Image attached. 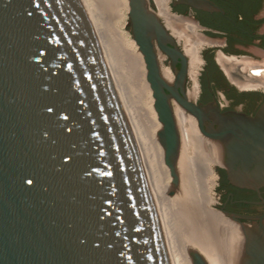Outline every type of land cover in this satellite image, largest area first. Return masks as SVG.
I'll list each match as a JSON object with an SVG mask.
<instances>
[{
    "label": "water",
    "instance_id": "95a60500",
    "mask_svg": "<svg viewBox=\"0 0 264 264\" xmlns=\"http://www.w3.org/2000/svg\"><path fill=\"white\" fill-rule=\"evenodd\" d=\"M128 5L125 28L143 54L172 176L167 193L180 181L174 102L196 119L205 153L215 163L217 150L231 183L264 185V103L254 116L222 112L216 101L197 104L185 88L187 58L155 2ZM165 20L182 36L185 26L170 12ZM160 54L172 80L162 75ZM223 213L231 220L219 226L225 264H264V221ZM184 244L192 264H209ZM0 264H171L139 148L82 0H0Z\"/></svg>",
    "mask_w": 264,
    "mask_h": 264
},
{
    "label": "bare ground",
    "instance_id": "6f19581e",
    "mask_svg": "<svg viewBox=\"0 0 264 264\" xmlns=\"http://www.w3.org/2000/svg\"><path fill=\"white\" fill-rule=\"evenodd\" d=\"M82 1L97 33L113 82L139 148L163 227L165 222H162L159 199H162L165 204V194H168L167 191L172 182V176L169 167L165 163L163 146L157 136L161 123L154 108L152 89L146 79L143 54L140 52L134 38L131 37V34L125 28L128 21V0ZM169 1L155 0L158 8L157 12L164 19L169 30L180 39L181 36H178L177 32L173 31L170 24L165 20V15L170 12ZM202 46L203 43L201 41H195L193 43V55H188V73L189 77L194 81V90L202 62L199 55ZM164 57L165 55L163 54L159 55L161 61ZM121 58H124L132 68L131 70L134 71L135 75L132 73V77L134 75L133 78L137 82L135 85L136 94L128 92V89L122 83L123 81H120L122 84L119 82V75L117 74V76L113 72L115 68H112V66L118 64L119 62L117 63V61ZM161 72L167 80L173 79L174 74L169 66L163 67V64H161ZM173 110L181 133V146L177 162L180 181L178 186H176L175 196L172 201L173 203L177 202V204H191L196 198L195 193H205L207 189L211 193L210 198L213 201L212 188L216 183L217 175L212 166L214 160L203 149L201 132L198 129L197 121L175 102L173 103ZM208 205L205 209L206 212H203L201 227L197 230L195 229V231L193 230V232L190 230L189 232L191 233L188 232L189 234L182 238L180 245H177L180 238H177L178 242L173 244L167 234L168 232L163 227L171 264H192L185 248L184 243L186 241L198 249L209 264H225L219 236V226L221 224L228 225L229 221L215 210H210Z\"/></svg>",
    "mask_w": 264,
    "mask_h": 264
},
{
    "label": "flooded vegetation",
    "instance_id": "af4514ba",
    "mask_svg": "<svg viewBox=\"0 0 264 264\" xmlns=\"http://www.w3.org/2000/svg\"><path fill=\"white\" fill-rule=\"evenodd\" d=\"M208 1L214 8L180 0H171L169 5L170 14L185 26L180 39L171 33L187 58L188 71L186 48L199 39L203 43L196 88L188 73L186 92L189 95L195 91L189 96L197 104L216 101L222 112L254 116L264 103V0ZM166 63L171 65L167 57ZM211 153L216 158L213 169L217 175V211L230 222L223 212L238 215L248 224L264 221V185H234L226 168L217 162L214 147Z\"/></svg>",
    "mask_w": 264,
    "mask_h": 264
},
{
    "label": "rangeland",
    "instance_id": "374dc122",
    "mask_svg": "<svg viewBox=\"0 0 264 264\" xmlns=\"http://www.w3.org/2000/svg\"><path fill=\"white\" fill-rule=\"evenodd\" d=\"M169 5L171 6V0L169 1ZM105 21H106V19H105ZM126 30L131 34V37L133 38L132 33L127 28H126ZM160 62H161V64H163V67L169 66L171 68V65L169 63H166V57H164L162 61L160 60ZM117 63L118 64H115V66H112V68L116 69V67H117L116 70L113 69V72L116 75L117 74L119 75V78L117 77L119 82L123 81L122 83H123L124 87L128 89V92H130L132 94L133 93L136 94L135 85L137 84V82H136L135 78H133L135 75L134 71L131 70L132 68L130 67L129 64H127L128 62H126L124 58H121L119 61H117ZM132 73L134 74L133 77H132ZM120 74H121V76H120ZM120 78H121V80H120ZM144 78H145V76H144ZM212 166H214V163ZM216 186H217V184L215 183L213 185V188H212L213 201H211V198H210L211 193H209L208 189L206 190L205 193L204 192L195 193L196 198H194V202H192L191 204H186V203H184V204L178 203L177 204V202H175V201H174L175 203H173L172 200L175 196V193L165 194L166 195V197H165L166 198V202H165L166 205L164 204V201L162 199H159V203L161 204L160 205L161 206L160 211H161V216H162V222L163 221L165 222V223H163V227L168 232L167 234H168L169 238H171V241L173 244L179 241V244H177V245H180V243L182 242V238L185 235H187V234L193 232V230L195 231V229L197 230L198 228L201 227L202 221H203V214L206 212L205 209H206L208 204H209L208 206H209L210 210H214L212 208L211 204H217L219 201L215 197V195L217 194V191L215 190ZM161 201H163V202H161ZM163 204L165 207L163 206ZM184 206H186V207H184ZM188 207H189V209H188ZM198 217H199V219H198ZM190 230H191V232H189ZM199 231H200V229H199ZM177 238H180V239H178V241H177Z\"/></svg>",
    "mask_w": 264,
    "mask_h": 264
}]
</instances>
